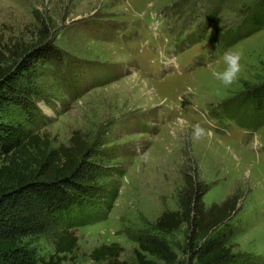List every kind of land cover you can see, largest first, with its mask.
Listing matches in <instances>:
<instances>
[{
    "label": "rangeland",
    "instance_id": "obj_1",
    "mask_svg": "<svg viewBox=\"0 0 264 264\" xmlns=\"http://www.w3.org/2000/svg\"><path fill=\"white\" fill-rule=\"evenodd\" d=\"M259 1L0 0V53L16 40L34 41L41 26L59 51L57 66L42 63L36 71L38 131L52 147L80 131L117 156L101 180L118 190L112 209L101 222L76 229L77 248L63 264H106L91 259L105 244L122 247L119 260L137 264L138 238L155 234L162 213L180 209L188 173L209 187L207 207L240 197L227 221L237 228L234 252L264 264V122L254 127L238 120L244 111L225 112L264 81V29L230 44L218 36L234 33ZM227 49L241 59L237 79L225 86L212 69L222 67ZM143 82L148 89L140 93ZM101 202L95 198L89 207ZM164 237L186 263L187 227ZM30 242L41 259L52 255L50 240Z\"/></svg>",
    "mask_w": 264,
    "mask_h": 264
},
{
    "label": "trees",
    "instance_id": "obj_2",
    "mask_svg": "<svg viewBox=\"0 0 264 264\" xmlns=\"http://www.w3.org/2000/svg\"><path fill=\"white\" fill-rule=\"evenodd\" d=\"M263 29L264 0H260L248 9L234 33L218 36L230 44ZM45 33L41 26L34 41L16 40L0 53V264H63L77 248L76 229L105 219L118 196L116 187L101 183L111 171L108 164L117 157L114 149L90 143L80 131L72 133L68 144L52 147L49 136L38 131L43 123L36 104L41 98L36 71L42 63L57 66L60 59ZM233 102L235 107L226 113L236 116L238 110L244 111L236 116L238 120L260 126L264 122V81L247 87ZM184 180L180 209L162 213L152 226L155 234L145 232L138 238L137 264H159L146 254L167 264H262V258L235 253L231 243L237 228L227 221L237 211L240 197L234 194L207 207L204 197L209 187L197 174L188 173ZM95 198L102 202L92 209L89 202ZM184 226L186 263L179 261L164 237ZM39 237L52 245V255L46 260L31 246L30 241ZM122 252L116 244H105L91 253V259L132 264L119 260Z\"/></svg>",
    "mask_w": 264,
    "mask_h": 264
},
{
    "label": "clouds",
    "instance_id": "obj_3",
    "mask_svg": "<svg viewBox=\"0 0 264 264\" xmlns=\"http://www.w3.org/2000/svg\"><path fill=\"white\" fill-rule=\"evenodd\" d=\"M240 59V54L233 49L224 51L218 62L222 64V67H215L212 69L214 78L225 86L231 85L238 77Z\"/></svg>",
    "mask_w": 264,
    "mask_h": 264
},
{
    "label": "bare ground",
    "instance_id": "obj_4",
    "mask_svg": "<svg viewBox=\"0 0 264 264\" xmlns=\"http://www.w3.org/2000/svg\"><path fill=\"white\" fill-rule=\"evenodd\" d=\"M135 77L140 78L141 80H143L139 75H136ZM133 79H134V78H133ZM139 86H140V85H139ZM146 86H148V85L145 84V83L143 82V86H142V87H138V86H137L138 91H139L140 93L146 91V90L148 89Z\"/></svg>",
    "mask_w": 264,
    "mask_h": 264
}]
</instances>
